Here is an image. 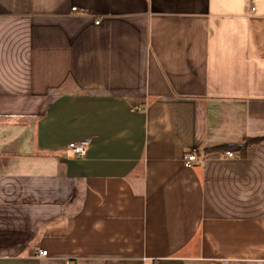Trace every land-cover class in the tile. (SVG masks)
I'll return each instance as SVG.
<instances>
[{"label":"crops","instance_id":"obj_1","mask_svg":"<svg viewBox=\"0 0 264 264\" xmlns=\"http://www.w3.org/2000/svg\"><path fill=\"white\" fill-rule=\"evenodd\" d=\"M0 264H264V0H0Z\"/></svg>","mask_w":264,"mask_h":264},{"label":"built area","instance_id":"obj_2","mask_svg":"<svg viewBox=\"0 0 264 264\" xmlns=\"http://www.w3.org/2000/svg\"><path fill=\"white\" fill-rule=\"evenodd\" d=\"M72 10L77 11V8H73ZM88 147H89V142L87 140L77 141V142H73V143L69 144V148H70V151L72 152V154H74L78 157L86 156ZM227 155L229 157H232L234 154L229 152V153H227ZM195 161H196V156L194 154H191L187 157L185 164H186V166L189 167ZM41 255L46 256L47 252L42 251Z\"/></svg>","mask_w":264,"mask_h":264},{"label":"trees","instance_id":"obj_3","mask_svg":"<svg viewBox=\"0 0 264 264\" xmlns=\"http://www.w3.org/2000/svg\"><path fill=\"white\" fill-rule=\"evenodd\" d=\"M262 140V139H261ZM261 140H258V141H261ZM251 142H247L246 144H245V147L247 146V145H249Z\"/></svg>","mask_w":264,"mask_h":264}]
</instances>
